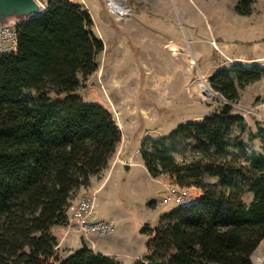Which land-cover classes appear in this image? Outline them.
<instances>
[{
	"label": "trees",
	"instance_id": "16d2710c",
	"mask_svg": "<svg viewBox=\"0 0 264 264\" xmlns=\"http://www.w3.org/2000/svg\"><path fill=\"white\" fill-rule=\"evenodd\" d=\"M252 3L239 0L236 12L252 14ZM93 28L84 6L49 0L44 14L21 23L17 51L0 54V264H122L86 244L60 259L51 231L69 223L71 200L108 166L122 138L107 108L72 95L105 50ZM263 78L260 64L220 69L210 79L229 102L220 113L144 139L140 154L153 178L167 175L202 195L144 229L151 236L148 253L135 264H253L264 240V153L253 152L248 165L220 154L235 127L248 128L230 103L239 88ZM51 91L68 97L54 101ZM256 128L252 137L264 143V124ZM194 146L202 157L178 164L175 156ZM236 147L247 155L242 143ZM203 175L218 181L205 182ZM245 192L254 193L249 204Z\"/></svg>",
	"mask_w": 264,
	"mask_h": 264
},
{
	"label": "rangeland",
	"instance_id": "374dc122",
	"mask_svg": "<svg viewBox=\"0 0 264 264\" xmlns=\"http://www.w3.org/2000/svg\"><path fill=\"white\" fill-rule=\"evenodd\" d=\"M41 1L48 7L49 0ZM125 1L131 7L132 15L119 19L121 27L119 29L116 26L113 44L108 42L107 35L114 36V29L109 26H105L106 30L99 29L98 24L105 23V18L101 13L95 12L98 24L94 21L93 30L103 40L105 50L98 56V69L86 78L80 75L81 85L72 95L82 98L87 103L103 105L113 114L121 131V142L115 154L97 177L101 181L113 168L112 172L103 188L95 194L98 215L105 220L114 218L117 231L113 236L97 240L96 249L121 258L122 264H135L148 253L151 236L145 234L144 229L155 228L165 213V208L177 207L167 190V185L173 180L167 175L162 176L165 179L160 181L154 179L143 162L140 148L144 139L170 135L179 125L190 121H202L207 116L220 113L222 108L229 104L223 94L212 87L211 76L200 75L196 62L186 59L187 52L181 51L174 55L169 52L166 44L172 41L182 42L186 49L190 50L193 32L198 33L203 39L211 38V32L215 34L221 32L231 38L235 36V39L251 41L249 31L253 27L264 35V0H253L252 13L256 14L246 15L248 17L239 16L240 14L236 12L239 0ZM105 3L109 16L116 17L110 10L108 1ZM241 30H244V35L241 34ZM123 42L130 48L131 66H126V62L122 61L127 54L121 50ZM204 44L208 48L211 46L206 41ZM259 44L262 46L260 54H263L264 40ZM242 45L244 50L249 49L248 51L253 52L254 43ZM138 51L142 53L147 63H162L161 66L141 65ZM222 68L219 66L212 71L217 72ZM203 71L206 70L203 68ZM174 78L176 79L174 84L169 85V82L165 81ZM263 79L239 88V99L230 103L232 113L243 116L248 122V128L242 133L235 127L227 136L228 146L220 155L238 160L245 165H248L247 158L253 152L264 153L262 140L252 137L257 133L256 123L264 124ZM204 82H207L210 90L217 95L212 96L205 92L201 87ZM169 91L171 96L176 94L178 97L177 104L173 107L168 105L170 97L163 101L156 97L158 92L166 94ZM49 97L54 101L64 100L68 94L51 91ZM145 107L151 108L153 113L150 114V110H146ZM126 142H130L128 146ZM238 143L245 146L246 156L236 147ZM202 155L203 153L194 146L187 154L176 155L175 160L180 165L190 164ZM127 162L131 163L130 169L126 168ZM200 179L210 183L218 181V178L208 175H203ZM194 180L191 179L190 182ZM191 189V203H194L199 198L200 190L195 187ZM85 193L91 194L86 190L78 194L75 200ZM250 196L251 192H245L244 201H249ZM71 228H74L77 237L80 238V245H90L83 240L74 226ZM52 233L58 240V236L62 235L60 231ZM78 244L71 243L60 248L58 246L56 256L60 259L68 256L69 250L75 251Z\"/></svg>",
	"mask_w": 264,
	"mask_h": 264
},
{
	"label": "crops",
	"instance_id": "0c3cea01",
	"mask_svg": "<svg viewBox=\"0 0 264 264\" xmlns=\"http://www.w3.org/2000/svg\"><path fill=\"white\" fill-rule=\"evenodd\" d=\"M71 1L84 6L90 12V14L92 15L93 20L95 21L96 24H98V21L96 20L95 12H99L104 16L105 23H99L98 24L99 29H101V28L105 29L106 28L105 26H109V27L114 29V31H115L114 36L112 35V37H109L106 34L108 37V42L109 43L111 42L113 44L115 41V35H116V30H117L116 26H118L120 29L121 22L119 21V18L117 16L116 17H110L109 16V10L107 9L106 3H105V1H107V0H71ZM116 1L121 2L123 4H127V2L125 0H116ZM255 14L256 13L254 12L250 16H253ZM239 16H241V15H239ZM242 17H248V16H242ZM257 30L258 29L256 27H253L249 31L251 36H252L251 41L250 40L235 39V36H233V38H231V36H228V35L223 34L221 32H219L218 34L211 32V35H212L211 38L203 39V38L199 37L198 33L193 32V36H192V38H190V41L192 43V47H190V50H187L185 45L182 42L179 43L177 41H172L171 43L166 44V46L168 47L169 52L171 51L174 55H177L178 52H181V51H183V53L187 52L188 54H185V55H187V56H185L186 59L191 61V62H196L200 75L212 76L215 73L212 71V69L217 68L219 66H221L223 68H229L235 63H243L245 65L260 64V65L264 66V53L260 54V48H262V46H261V44H259L260 41L264 40V35H261L260 33H258ZM241 31H242L241 34L244 35V33H245L244 30H241ZM247 36H248V34L245 35V38H247ZM211 40H216V43H217L219 49H216L213 46V44L211 43ZM205 41L211 45L210 48H208L207 45L204 44ZM251 43L255 44V46L253 48V52L248 51L249 49L244 50L242 44H251ZM106 46L108 47V43ZM173 47H175V48H173ZM138 49H140V48H138ZM121 50L124 52H127V54L124 55V59L122 58V61L126 62V66H131L132 61H129V59L131 58V55L129 53L130 48L126 47L124 42H123V46H122ZM138 59H139V62L141 65H145L147 67H151V66L152 67H159L162 64V63H159V64L147 63L144 60V57L140 51H138ZM203 68L206 70L205 72L203 71ZM175 80H176L175 78L174 79H165V81L169 82V85L174 84ZM263 81H264V79H263ZM156 97L159 101L167 100L170 97V101L168 103L169 107H173L177 104L178 97L176 94L171 96V91H169L166 94L158 92L156 94ZM145 109L150 110L149 111L150 114L153 113L151 108L145 107ZM126 143L128 146L130 142H126ZM125 164H126V167L129 166V169L131 168L130 162H127ZM112 169L109 173H107L106 177L101 181L99 180V178L97 176L92 177L90 186H88L87 188H85V187L81 188L76 193V195L74 196L73 199H76V196L78 194H80V193L82 194L86 190H89L91 192V194L95 196L96 192H99L103 188V185H104L105 181L108 179L109 175L111 174ZM154 179L160 181L161 179H165V178L159 177V178H154ZM201 195H202V193L200 190V194L198 197L200 198ZM250 197L251 198L249 201H245L248 204L253 201L254 193L251 192ZM194 202H196V201H194ZM165 204H166V202H165ZM175 208H178V207H173L172 209H166L165 208L164 212L165 213L170 212V211L174 210ZM99 217L102 218V216H99ZM110 220L115 221V219L112 217ZM71 227L72 226H65V227L64 226H54V227H52V229H51L52 232H57V231L62 232V235L58 236L59 237V248L62 247L63 245L66 247V246L70 245L71 243H79L76 250H78L82 247V244L80 245V241H81L80 238L77 237V233L75 232L74 228H71ZM96 246H98L97 242H95L94 246L89 245V247L92 248L95 252L108 255L110 257L117 259L121 263H123L121 258H118L117 256H115L113 254H108L105 252L97 251ZM262 247H264V240L259 244L258 248L255 250V252L252 256L253 264H257L256 263V255L262 249ZM73 252H74L73 250H69V255L72 254Z\"/></svg>",
	"mask_w": 264,
	"mask_h": 264
},
{
	"label": "built area",
	"instance_id": "2783aa9c",
	"mask_svg": "<svg viewBox=\"0 0 264 264\" xmlns=\"http://www.w3.org/2000/svg\"><path fill=\"white\" fill-rule=\"evenodd\" d=\"M107 1L110 10L119 19H123L126 13H121L120 16V12L116 9H113L109 0ZM20 26L21 23L17 21H14L12 25H8L6 27L0 26V54H11L17 51ZM212 44L216 49H219L216 40H213ZM167 190L171 194L173 200L176 202L177 207L188 206L191 203V187L182 186L172 181L167 185ZM66 213L69 220L67 225L74 226L83 240L92 246H94L97 240L113 236L117 231V224L114 220H105L99 217L96 209L95 196L92 194L85 193L78 200H71L66 209ZM256 263L264 264V247H262V249L256 255Z\"/></svg>",
	"mask_w": 264,
	"mask_h": 264
},
{
	"label": "water",
	"instance_id": "95a60500",
	"mask_svg": "<svg viewBox=\"0 0 264 264\" xmlns=\"http://www.w3.org/2000/svg\"><path fill=\"white\" fill-rule=\"evenodd\" d=\"M47 10L48 7L41 0H0V26L12 25L14 21L26 22ZM126 168L129 169V166Z\"/></svg>",
	"mask_w": 264,
	"mask_h": 264
},
{
	"label": "bare ground",
	"instance_id": "6f19581e",
	"mask_svg": "<svg viewBox=\"0 0 264 264\" xmlns=\"http://www.w3.org/2000/svg\"><path fill=\"white\" fill-rule=\"evenodd\" d=\"M109 2H110L111 7L113 9H116L117 11L120 12L119 13L120 16H121V13L122 14L126 13V15L123 18H127V17L132 15V10H131L130 7H127V6L123 5L122 3H120V2H118L116 0H109ZM173 48H175V47H173ZM201 87H202L203 90H205V92H208L209 95H212V96L217 95L215 92L211 91L212 89L210 90L209 85H208L207 82H204L201 85Z\"/></svg>",
	"mask_w": 264,
	"mask_h": 264
}]
</instances>
